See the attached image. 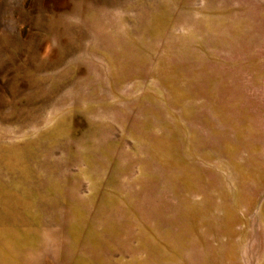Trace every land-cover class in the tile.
Masks as SVG:
<instances>
[{
    "label": "rangeland",
    "instance_id": "1",
    "mask_svg": "<svg viewBox=\"0 0 264 264\" xmlns=\"http://www.w3.org/2000/svg\"><path fill=\"white\" fill-rule=\"evenodd\" d=\"M0 264H264V0H0Z\"/></svg>",
    "mask_w": 264,
    "mask_h": 264
}]
</instances>
